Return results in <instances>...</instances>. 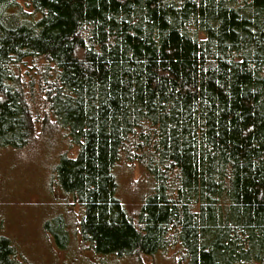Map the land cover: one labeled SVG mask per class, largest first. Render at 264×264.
<instances>
[{
	"label": "trees",
	"instance_id": "obj_1",
	"mask_svg": "<svg viewBox=\"0 0 264 264\" xmlns=\"http://www.w3.org/2000/svg\"><path fill=\"white\" fill-rule=\"evenodd\" d=\"M40 135L67 143L53 182L80 209L43 230L77 232L80 264H264V0H0V152ZM0 264H28L1 224Z\"/></svg>",
	"mask_w": 264,
	"mask_h": 264
},
{
	"label": "rangeland",
	"instance_id": "obj_2",
	"mask_svg": "<svg viewBox=\"0 0 264 264\" xmlns=\"http://www.w3.org/2000/svg\"><path fill=\"white\" fill-rule=\"evenodd\" d=\"M38 78H35L36 84ZM35 87V85L33 86ZM66 142L58 138L37 137L34 143L18 150L0 152V224L1 231L15 243L19 255L28 264H80L92 260L74 233L69 250H59L43 230L45 219L65 213L69 218L79 214L77 205L64 196L53 182V167ZM75 154L76 149L68 150ZM119 195L131 210L138 209L145 194L147 175L137 164L123 159L116 168ZM74 215V216H75ZM76 230L73 223L71 231ZM87 264V263H86ZM118 264H184L174 251L154 256H132Z\"/></svg>",
	"mask_w": 264,
	"mask_h": 264
}]
</instances>
